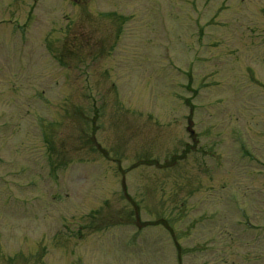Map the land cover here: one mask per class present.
<instances>
[{"label": "rangeland", "instance_id": "1", "mask_svg": "<svg viewBox=\"0 0 264 264\" xmlns=\"http://www.w3.org/2000/svg\"><path fill=\"white\" fill-rule=\"evenodd\" d=\"M0 264H264V0H0Z\"/></svg>", "mask_w": 264, "mask_h": 264}]
</instances>
